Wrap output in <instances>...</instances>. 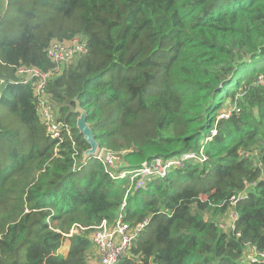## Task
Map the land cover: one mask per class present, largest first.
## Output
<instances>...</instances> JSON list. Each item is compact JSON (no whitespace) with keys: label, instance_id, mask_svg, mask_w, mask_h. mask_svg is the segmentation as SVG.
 Here are the masks:
<instances>
[{"label":"trees","instance_id":"16d2710c","mask_svg":"<svg viewBox=\"0 0 264 264\" xmlns=\"http://www.w3.org/2000/svg\"><path fill=\"white\" fill-rule=\"evenodd\" d=\"M75 36L86 51L45 87L70 128L58 140L16 70H50L48 44ZM260 75L264 0H0V264H89L88 233L119 214L147 223L117 264H257L243 251L264 252ZM78 109L98 148L121 154L119 170L206 158L128 189L129 176L84 157ZM230 207L237 220L224 232L217 217ZM74 225L83 229L67 237Z\"/></svg>","mask_w":264,"mask_h":264},{"label":"built area","instance_id":"2783aa9c","mask_svg":"<svg viewBox=\"0 0 264 264\" xmlns=\"http://www.w3.org/2000/svg\"><path fill=\"white\" fill-rule=\"evenodd\" d=\"M46 55L52 62L53 66L48 71L40 70L31 66H18L16 75L22 84H30L34 96L36 97V110L40 121L46 127L47 133L53 139L61 140L62 133L66 131L69 134L70 128L67 124L55 119L52 105L48 101L45 87L48 80L59 74L64 66L68 65L75 56L86 51V41L81 36H75L64 41H51L46 48ZM260 82H264V77H258ZM238 111V109H236ZM227 115V114H225ZM223 116V115H222ZM244 156L248 154L257 155V150L247 151L242 153ZM85 157V155H84ZM93 157L100 161L105 171L111 178H124L129 176V184H134L135 188L144 187L146 183L155 177H164L172 168H180L186 160H205V156L200 150L197 155L195 152H185L179 156L169 158L167 160L154 158L141 168L134 171L119 170L123 166L121 154L114 153L109 150L99 149ZM86 158V157H85ZM250 184H246L248 187ZM128 189H131L128 187ZM240 197H246V192L243 191L238 197H232L230 205L233 206ZM125 201L123 200V204ZM228 222L226 224L218 223V226L224 232L233 231L235 221L237 220L236 212L230 207ZM147 221L136 223L134 226L125 222L122 215L119 214L112 222L103 219L98 225L94 226L88 237L92 245L96 248V258L99 264H117L118 261L127 255L133 240L143 230ZM76 229H83L80 226L74 225ZM73 228L67 235L71 236ZM243 260L247 263L264 264V252L258 251L254 245L246 244L243 251Z\"/></svg>","mask_w":264,"mask_h":264},{"label":"water","instance_id":"95a60500","mask_svg":"<svg viewBox=\"0 0 264 264\" xmlns=\"http://www.w3.org/2000/svg\"><path fill=\"white\" fill-rule=\"evenodd\" d=\"M79 116L76 119V128L80 135L83 136V140L88 145V149L84 151L86 158L93 157L98 150V143L95 139L94 133L86 121V111L79 109Z\"/></svg>","mask_w":264,"mask_h":264},{"label":"rangeland","instance_id":"374dc122","mask_svg":"<svg viewBox=\"0 0 264 264\" xmlns=\"http://www.w3.org/2000/svg\"><path fill=\"white\" fill-rule=\"evenodd\" d=\"M222 115L223 116L225 115L224 110L218 111V117H222ZM133 187H134V184H132V185L129 184V188L132 189ZM209 217H210L209 214L208 213H205L204 218L207 219ZM228 220H230L229 213L228 212L226 214L224 213V214L220 215L219 217H217V222L218 223L226 224L228 222ZM72 228H73L74 231H77L78 230V229H76L75 227H72V226H71L70 230ZM89 233H88V235H89ZM69 245H70V239H65V241L62 244V246L58 250V253L65 255L66 252H67V249H68ZM96 255H97L96 248L93 246V254H92V256H90V258L88 260V263L89 264H92V263L99 264L98 259L96 258Z\"/></svg>","mask_w":264,"mask_h":264},{"label":"crops","instance_id":"0c3cea01","mask_svg":"<svg viewBox=\"0 0 264 264\" xmlns=\"http://www.w3.org/2000/svg\"><path fill=\"white\" fill-rule=\"evenodd\" d=\"M68 250V249H67ZM92 264H96V263H92Z\"/></svg>","mask_w":264,"mask_h":264}]
</instances>
